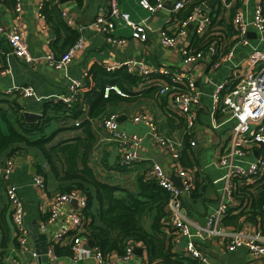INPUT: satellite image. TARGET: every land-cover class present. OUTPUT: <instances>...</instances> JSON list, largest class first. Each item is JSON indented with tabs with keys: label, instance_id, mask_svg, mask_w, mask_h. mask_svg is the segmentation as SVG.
<instances>
[{
	"label": "crops",
	"instance_id": "crops-1",
	"mask_svg": "<svg viewBox=\"0 0 264 264\" xmlns=\"http://www.w3.org/2000/svg\"><path fill=\"white\" fill-rule=\"evenodd\" d=\"M51 2L56 4L61 11V19H58V21L54 17L47 21L41 13L42 0H22L21 19L17 21L13 12L14 0H0V25L3 27L4 32L11 31L14 25L18 24L24 33L29 52L34 56H45L51 51L57 55L63 52L71 38L70 31H75V34L81 36L84 40L83 48L75 53L66 71L53 68L45 59L31 64L25 63L23 59L10 53L6 34L0 32V66L8 65L9 67L8 72L0 73V108L5 111V115L10 122H15V115L24 121L22 116L24 110L42 113L39 121L44 128L43 133L45 136L51 137V143L56 144L82 135L79 128H73L75 120L69 117L64 120L59 119L60 111L50 106L45 111L43 108L44 103L49 100L62 103L58 97L69 93L68 77L81 78L84 70L88 71L92 65L96 64L105 69L107 73L99 79L105 78L110 81L113 79L111 75L121 69L119 67L120 63L129 59H134L153 68L166 67L180 72L184 71L178 48L163 46L159 42L158 34L161 25L151 26L152 23L159 20H165L164 25L169 15L168 9L165 8L154 15H150L146 9L139 5V0H119L121 12L128 13L129 18L135 22L146 20L149 29L147 30V39L142 41L132 36L130 27L123 23L119 24L112 30V34L125 37L126 41L123 44H115L107 42L103 33L95 32L88 27L98 13L99 8L107 5V0H64L63 2L51 0ZM252 4L253 0L249 1L246 7L249 13ZM213 8L214 6L211 9ZM228 18V13H223V17L217 19L218 30L225 28ZM67 21H70V23H67ZM246 52L247 49L236 48L237 57H242ZM108 66H115V68L110 70ZM229 72V64L223 63L218 68H213L206 60H202L191 69V76L200 89L202 97V105L198 108L197 121L193 131L196 141L194 146H190V137L185 132V118L178 113L175 102L169 93L161 95L158 94L157 90H153V85L157 86V82L160 83L159 80L156 82L146 79L131 84L123 81L127 92H130L127 96L112 95V100L105 103L102 100L101 105L89 110L92 101L100 92L97 88L93 95L88 94L87 92L93 86V81L92 78H85L83 80L84 87L81 89L82 102H80L83 112L78 119L89 120L94 135L92 147L88 152V163L96 177L102 182L119 184L129 191L135 192L138 189V175L144 174L148 178L153 176L151 170L154 163L153 159H157L169 172L172 171L167 153L156 146L154 140L148 136L139 149L142 161L139 165L121 168L116 163L118 148L114 142L110 141L107 131L102 126L103 116L108 112H115L120 116L121 127L144 134L146 132L144 125L133 122L132 117L139 113H146L155 122L161 133L179 142L181 147L180 166L184 167V163L190 162V166L187 167L193 173L192 179L193 183L196 184L198 195L192 197L190 194L183 193L181 202L192 231L195 230L196 225L203 224L206 216L217 207V191L221 188L223 182H214L222 176V171L216 166V159L225 142V129L231 126L233 122V120L228 119L227 113H223V115L217 112L213 113L212 93L215 84L224 80ZM96 81H98L97 78ZM27 85L35 88L39 95L44 98L34 100L22 97L18 93L15 95L7 93L14 86ZM20 97L23 98L22 105L18 101ZM12 98H15L20 106V110L16 114L15 109H12L9 102H7L11 101ZM99 107L101 108L99 109ZM96 110H99L100 114L91 115V112L95 113ZM47 118L48 121L45 122ZM13 125L19 130L16 124ZM0 128L2 130L7 129L1 115ZM39 136V133L33 134L30 135V139H36ZM21 146L23 150L20 155L28 162L16 163L10 175V182L18 187L17 191L23 203L25 224L29 227L32 223H36L39 231L42 232L39 227L48 215L51 197L58 193V182L50 173L47 164L43 163L42 168L47 172L45 186L43 189L33 186L32 177L37 173L36 169L33 173L29 169V165L31 164L35 168V163L41 160L40 154L34 147ZM114 148L116 149L114 159L110 161L109 158ZM260 152H263V150ZM260 152H258V155ZM5 156L6 152L0 157V168ZM17 156L19 155H15V157ZM5 186L6 183L0 179V264H31V253L35 251V244L29 235L27 249L23 250L19 247L16 229L11 221L10 205L7 203L4 194ZM247 202L248 199L244 194H236L229 203L231 208L221 220V226L228 230L238 228L243 234L261 232L264 235V216L252 217L248 213ZM76 207L72 203L67 204L57 219L46 224L43 232L47 234L48 241L62 226L71 227L72 223L66 211L73 210ZM240 212H243L244 215L238 216L237 214ZM151 219L152 214L148 212L143 214L141 218V225L148 231L151 229ZM195 241L201 250L216 264H243L246 262L262 264L260 259L257 261L252 258L245 246H239L234 251H226L219 236L205 239L196 237ZM60 243L62 246L69 244V238L62 239ZM136 245L141 247V255L134 254L128 261L120 264H135L147 261L146 248L138 242ZM93 246H90L87 240L82 243L83 249L76 257H73V255H59L51 264H101L93 256ZM165 246H167L166 238ZM172 249L178 251L174 244ZM112 257H116V255H112ZM151 264L165 263L157 260Z\"/></svg>",
	"mask_w": 264,
	"mask_h": 264
},
{
	"label": "built area",
	"instance_id": "built-area-1",
	"mask_svg": "<svg viewBox=\"0 0 264 264\" xmlns=\"http://www.w3.org/2000/svg\"><path fill=\"white\" fill-rule=\"evenodd\" d=\"M167 0H139V5L146 9L150 15L165 9ZM211 0H174L171 2L169 15L163 26L159 27V42L170 48H178L184 71L168 69L166 67H149L134 59L125 60L119 67H125L131 74L146 78L153 77L158 84V94L170 92L175 102L178 113L185 118V132L190 137L189 144H196L194 138V125L197 121V111L202 105L201 91L191 76V69L202 60L208 61L213 68L221 64H229L228 76L217 82L212 93L213 113L228 114V119L233 120L231 126L225 129L224 145L216 159V166L222 171V176L214 181H222L218 189L217 207L206 216L203 224H198L192 231L191 224L185 216L181 195L191 194L193 187L192 171L180 166L181 147L179 142L166 136L159 130L155 122L146 114L139 113L132 117L135 123H142L146 128L144 134L129 131L121 127L118 114L108 112L102 118V126L107 131L110 141L118 148L117 165L131 167L141 161L140 148L146 137H151L156 146L164 150L169 158L171 172L166 170L161 163L154 162L151 166L152 178L168 192L167 223L172 228V242L176 249L184 256L198 261L199 264H216L197 245L195 238L221 237L225 250L234 251L239 246H245L247 252L254 260L260 259L264 264V235L261 232L243 234L238 228L225 229L221 226L223 216L228 213L230 201L236 194L243 191L255 193L258 185L264 183V0H253L252 9L246 10L251 0H214V8L208 3ZM192 5L186 18L178 19L176 13ZM22 10V0H14V18L18 21ZM228 13V22L225 28L217 29V19ZM62 14H64L62 12ZM42 15V14H41ZM70 23V21H67ZM131 28L132 36L145 41L149 25L146 20L135 22L129 18L128 13L121 12L119 0H107L105 7H100L94 19L89 23V28L104 34L109 43L123 44L125 37L115 36L112 30L119 24ZM0 32L6 34L10 46V53L23 59L25 63H35L41 59L55 69L67 71L75 53L83 48L84 40L81 36L69 44L63 52L55 54L53 51L45 56H34L29 52L25 42L24 33L18 24L9 32H4L0 25ZM253 32L255 37L248 36ZM200 40L194 45L192 38ZM247 49L241 57H237L236 48ZM7 59V57H6ZM7 61V60H6ZM114 69L115 66H108ZM9 71L8 65L0 66V73ZM88 71L84 70L81 78L68 77L69 93L58 99L70 108L76 102H82L81 89L84 87ZM110 91L121 96L126 94L113 84L104 86L103 96L107 97ZM9 94H20L25 98L41 100L44 97L32 86H14ZM80 120H75L78 125ZM263 152H260L262 151ZM254 151L260 152L256 157ZM16 166L15 156L3 159L0 168V179L6 183L4 194L11 209V221L16 229V238L21 249L26 250L29 238V229L24 222L23 203L17 191V185L10 182V175ZM174 173L179 176L182 189L179 190L172 182L170 176ZM32 184L43 189L45 181L40 175L32 177ZM245 195V194H244ZM73 199L77 200V207L66 211L71 221V227L62 226L50 241H47L46 256L53 263L57 256L52 250V243L69 238L73 257L82 251V243L88 238L85 235V217L82 209L85 207L86 198L77 190L55 193L48 206V215L41 223L43 232L48 223L53 222L64 211L67 204ZM264 211V203L261 205ZM72 231V233H69ZM135 242H129L125 251L116 257L105 260L101 252L93 249V256L101 264H120L133 257ZM31 264H40L36 251L31 253ZM135 264H149L147 261ZM243 264H254L246 262Z\"/></svg>",
	"mask_w": 264,
	"mask_h": 264
},
{
	"label": "trees",
	"instance_id": "trees-1",
	"mask_svg": "<svg viewBox=\"0 0 264 264\" xmlns=\"http://www.w3.org/2000/svg\"><path fill=\"white\" fill-rule=\"evenodd\" d=\"M191 9L192 5H189L186 9L177 12L176 16L178 19L186 18ZM41 13L47 21H50L52 17L56 21L61 19V11L56 4H52L51 0H42ZM70 32L71 38L68 45L75 42L78 38L75 31ZM192 41L194 45L200 44V40L195 37L192 38ZM120 68L119 71L111 75L113 79L110 81L105 78V80L99 79L107 75V73L105 69L98 65L94 64L88 70L86 79L92 78L93 86L87 93L93 95L97 88L100 92L92 101L89 110L101 105L102 100L105 103L112 100V95H119L114 91H110L107 97H104L103 89L105 85L115 84L127 96L130 92H127L123 81L131 84L146 79L154 80L153 77L145 79L136 74L128 73L123 66ZM96 78L98 81H96ZM153 86V90L155 89L158 92V84ZM167 93L170 95V92ZM7 102H9L12 109H15V114L19 112L20 106L15 98ZM49 106L60 111L61 115L58 118L63 120L67 117L79 120L78 118L83 112L79 102L67 108L64 103L49 100L43 105L44 111ZM99 112V110L95 113L91 112V115H99ZM5 114V111L0 108V115L5 121L7 128L6 130L0 128V157L5 152V157L20 155L23 150L21 145L34 147L39 151L41 159L35 163L37 175L42 176L44 181L46 180L47 172L42 168V164L46 163L50 173L53 174L58 182V193L73 190L82 193L86 198L85 207L82 209V215L85 217V235L93 241V247L101 252L105 260H108L112 255L123 254L129 242H138L146 248L149 264L157 260L165 264H199L197 260L184 256L181 252L172 249L173 230L167 223V200L169 195L152 177L148 178L144 174L138 175V189L135 192L129 191L119 184L102 182L96 177L88 163V152L94 140L89 120H80L77 126L73 124V128L81 130V136L53 144L51 143V137L44 135V128L40 121L25 123L15 115V122L13 123L8 120ZM47 121L48 118L45 122ZM13 124H16L20 131ZM38 133L40 134L38 138L30 139V135ZM104 160L107 163L106 159ZM141 162H137L133 166L135 167ZM183 166V168L191 170L187 167L190 166V162L188 163L187 161ZM196 190V184L193 183L190 194L192 197L198 195ZM243 192L248 199L246 204L248 213L254 218L257 215L260 217L264 216V211L261 209V205L264 203V183L258 185V190L254 194L246 190ZM147 212L152 214L150 231L144 229L141 225V218ZM237 215L242 216L244 214L240 212ZM69 233H72V231ZM165 238L167 239V246H165ZM52 250L56 256L72 255L70 243L62 246L60 242H54L52 243Z\"/></svg>",
	"mask_w": 264,
	"mask_h": 264
},
{
	"label": "water",
	"instance_id": "water-1",
	"mask_svg": "<svg viewBox=\"0 0 264 264\" xmlns=\"http://www.w3.org/2000/svg\"><path fill=\"white\" fill-rule=\"evenodd\" d=\"M64 0H60V2H63ZM214 5V0H211L209 1L208 3V6L210 8H212ZM165 8L166 9H170L171 8V1L170 0H167L166 1V4H165ZM165 20H159V21H156L155 23H152L151 26L153 25H156V26H162L163 23H164ZM248 36L250 37H255V34L253 32H249L248 33ZM31 99H34V98H31ZM35 100V99H34ZM19 103L22 105V102H23V98L20 97L19 98ZM61 102V101H60ZM22 116H23V119L26 123H34V122H38L40 120V118L42 117V113H35V112H32V111H28V110H24L22 112ZM118 120L119 122L121 121L120 120V116H118ZM115 152H116V149L114 148L111 152V156L109 158L110 161H113L114 159V155H115ZM255 156L257 157L258 156V152L255 151L254 152ZM154 162H159L157 161V159H153ZM15 162L16 163H25V162H28L27 159H23V157L21 155L17 156L15 158ZM29 169L35 173V168L33 165H29ZM173 184L179 189L181 190L182 189V183H181V179L179 176L175 175L174 173L171 174L170 176ZM71 203L74 205V207L77 206V203H76V199H73L71 201ZM29 229V234H30V238L32 239V241L34 242L35 244V251L38 253L39 255V262L40 264H50V262L48 261V258L46 256V252H47V241H48V238H47V234L45 232H40L38 227H37V224L36 223H32L31 225H29L28 227ZM88 244L90 246H93V241L91 239H88ZM141 247L138 246V245H134L133 246V253L134 254H137V255H141Z\"/></svg>",
	"mask_w": 264,
	"mask_h": 264
},
{
	"label": "clouds",
	"instance_id": "clouds-1",
	"mask_svg": "<svg viewBox=\"0 0 264 264\" xmlns=\"http://www.w3.org/2000/svg\"><path fill=\"white\" fill-rule=\"evenodd\" d=\"M16 158V157H15Z\"/></svg>",
	"mask_w": 264,
	"mask_h": 264
}]
</instances>
